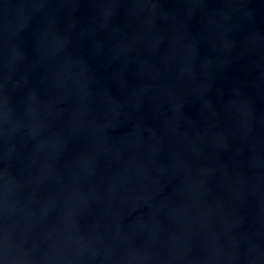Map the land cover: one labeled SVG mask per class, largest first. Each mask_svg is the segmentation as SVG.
<instances>
[{
	"label": "water",
	"instance_id": "1",
	"mask_svg": "<svg viewBox=\"0 0 264 264\" xmlns=\"http://www.w3.org/2000/svg\"><path fill=\"white\" fill-rule=\"evenodd\" d=\"M0 264H264V0H0Z\"/></svg>",
	"mask_w": 264,
	"mask_h": 264
}]
</instances>
